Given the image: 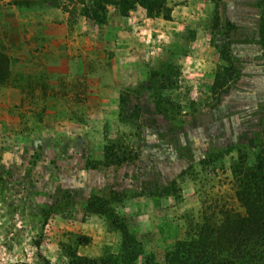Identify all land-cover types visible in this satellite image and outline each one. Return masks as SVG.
I'll return each instance as SVG.
<instances>
[{"label": "rangeland", "instance_id": "1", "mask_svg": "<svg viewBox=\"0 0 264 264\" xmlns=\"http://www.w3.org/2000/svg\"><path fill=\"white\" fill-rule=\"evenodd\" d=\"M89 1L0 0V264H69L64 245L118 254L120 233L86 207L94 195L158 260L202 209L239 208L228 147L264 134V0H168L171 21L109 7L102 26ZM224 51L239 75L214 92ZM167 68L165 113L149 85ZM112 145L124 164L109 168Z\"/></svg>", "mask_w": 264, "mask_h": 264}, {"label": "trees", "instance_id": "2", "mask_svg": "<svg viewBox=\"0 0 264 264\" xmlns=\"http://www.w3.org/2000/svg\"><path fill=\"white\" fill-rule=\"evenodd\" d=\"M16 6H26L29 2L17 1ZM47 6H53L47 4ZM219 8V5H216ZM113 7L122 18H128L138 8L146 12L147 18L172 20V8L168 0H90L83 14L96 24L107 21L108 8ZM260 41L264 55V18L260 21ZM225 64L217 70L213 90L223 89L238 79V67L229 53L222 52ZM167 73L153 72L150 85L156 92L150 91L162 112L167 113L170 104L165 92L174 88L172 69ZM8 58L0 55V77H9ZM122 120L128 104L123 97ZM167 101V102H166ZM169 102V103H168ZM115 145L106 148L104 166L122 165L124 161L115 149ZM228 152H235L237 158L231 167L232 187L239 208L208 207L200 214V221L190 223L185 237L175 242L167 250L162 260L153 254H146L143 244L128 226L125 217L112 206L110 199L94 195L86 203L93 214L104 217L108 226L118 231L121 243L118 254H109L101 258L82 256L76 247H63L69 264H264V134L258 141L249 144L229 146ZM256 152L253 162L251 154ZM76 244L85 245L89 239H76ZM40 264H51L40 257Z\"/></svg>", "mask_w": 264, "mask_h": 264}, {"label": "crops", "instance_id": "3", "mask_svg": "<svg viewBox=\"0 0 264 264\" xmlns=\"http://www.w3.org/2000/svg\"><path fill=\"white\" fill-rule=\"evenodd\" d=\"M147 19H150V18H147Z\"/></svg>", "mask_w": 264, "mask_h": 264}]
</instances>
